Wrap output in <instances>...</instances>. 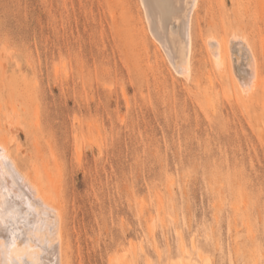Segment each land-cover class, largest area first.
<instances>
[{
  "label": "rangeland",
  "instance_id": "obj_1",
  "mask_svg": "<svg viewBox=\"0 0 264 264\" xmlns=\"http://www.w3.org/2000/svg\"><path fill=\"white\" fill-rule=\"evenodd\" d=\"M232 34L246 98L208 49ZM193 37L187 79L140 0H0V142L64 207L65 264H264V0H200Z\"/></svg>",
  "mask_w": 264,
  "mask_h": 264
},
{
  "label": "bare ground",
  "instance_id": "obj_2",
  "mask_svg": "<svg viewBox=\"0 0 264 264\" xmlns=\"http://www.w3.org/2000/svg\"><path fill=\"white\" fill-rule=\"evenodd\" d=\"M199 2L200 0H140L148 33L162 49L175 72L187 79L192 74L190 72L195 51L193 18ZM238 35L232 34V37L222 38V41L213 37L207 44L216 68L230 79L241 96L247 91L241 90L259 79L257 77L260 75L258 76L259 61L256 59L258 56L254 52L256 50L253 43L246 40L248 37ZM259 80L254 83H259ZM254 83L249 86L253 87ZM249 88L253 89L255 86ZM251 91L254 92V89ZM0 139L3 141L2 137ZM4 141L12 142L7 137ZM3 142H0V264H65L67 250L63 227L64 207L56 208L58 200L54 202L55 207L51 204L52 198L47 196L41 183L35 179L33 181L31 175H27L29 173L19 168L16 160L10 158L11 151L6 147L8 144ZM133 246L135 248L134 244ZM134 252L137 254L138 249ZM193 261L183 256L179 264H198L195 263L196 260Z\"/></svg>",
  "mask_w": 264,
  "mask_h": 264
}]
</instances>
